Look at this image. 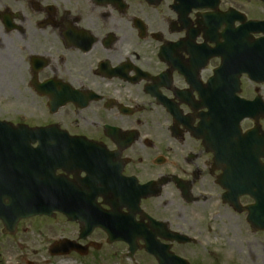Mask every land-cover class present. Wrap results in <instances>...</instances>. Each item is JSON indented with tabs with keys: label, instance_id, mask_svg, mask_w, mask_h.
<instances>
[{
	"label": "flooded vegetation",
	"instance_id": "flooded-vegetation-1",
	"mask_svg": "<svg viewBox=\"0 0 264 264\" xmlns=\"http://www.w3.org/2000/svg\"><path fill=\"white\" fill-rule=\"evenodd\" d=\"M3 91L0 120L49 131L0 193L62 202L41 218L70 254L158 264L150 234L167 259L264 264V0H0Z\"/></svg>",
	"mask_w": 264,
	"mask_h": 264
},
{
	"label": "rangeland",
	"instance_id": "rangeland-1",
	"mask_svg": "<svg viewBox=\"0 0 264 264\" xmlns=\"http://www.w3.org/2000/svg\"><path fill=\"white\" fill-rule=\"evenodd\" d=\"M0 103L5 104L3 110L6 111V113L0 112V115L2 118L10 119V98L6 97L4 91ZM50 221L52 220L47 218H35L23 222L22 228L18 230V234L13 239L4 245H0V264H13L15 261H20L23 264L27 260L31 261L32 264H126V260L123 258L126 254V246L123 244L105 248L96 260L81 259L72 254L50 256L47 248L52 240L61 236L58 231L45 230L48 226L54 225V222ZM55 222H58V219Z\"/></svg>",
	"mask_w": 264,
	"mask_h": 264
},
{
	"label": "water",
	"instance_id": "water-1",
	"mask_svg": "<svg viewBox=\"0 0 264 264\" xmlns=\"http://www.w3.org/2000/svg\"><path fill=\"white\" fill-rule=\"evenodd\" d=\"M0 130H2L3 132L4 131H12L11 130V128H8V126L7 125H5V124H2V123H0ZM39 204H41L42 205V203H39ZM42 207V206H41ZM37 208V209H34V208H32V209H30V212H29V214H27V215H37V214H39V215H42V214H46L45 213V210H44V208ZM35 210H38L39 212H35ZM20 217H25V215H22V216H20ZM0 218H4L3 216H0ZM60 251H62L60 248H59V244H55L52 248H51V253L52 254H57V253H60ZM152 252H153V250H152ZM154 253V252H153ZM182 263V261H179V260H177V261H175V262H170V263H168V264H181Z\"/></svg>",
	"mask_w": 264,
	"mask_h": 264
}]
</instances>
